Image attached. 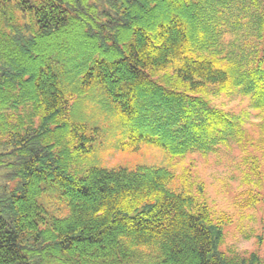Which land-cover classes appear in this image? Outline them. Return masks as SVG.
Here are the masks:
<instances>
[{"label": "trees", "instance_id": "trees-1", "mask_svg": "<svg viewBox=\"0 0 264 264\" xmlns=\"http://www.w3.org/2000/svg\"><path fill=\"white\" fill-rule=\"evenodd\" d=\"M235 95L258 136L250 111L213 100ZM111 120L125 153L236 144L250 186L238 205L255 206L264 0H0V264H264L223 249L233 218L200 199L203 182L107 164Z\"/></svg>", "mask_w": 264, "mask_h": 264}, {"label": "rangeland", "instance_id": "rangeland-1", "mask_svg": "<svg viewBox=\"0 0 264 264\" xmlns=\"http://www.w3.org/2000/svg\"><path fill=\"white\" fill-rule=\"evenodd\" d=\"M214 103L226 110L242 113L248 110L251 127V135L258 136L254 123L260 119L255 111L249 107L246 97L235 95L232 97L219 96L213 99ZM83 111L95 117L96 107L92 101L87 100L82 105ZM110 123V126H109ZM113 120L106 121L102 141V149L105 150L101 158L109 165H124L133 167L138 164L166 166L172 169L178 178L190 176L188 180L203 182L205 184V195L201 200L206 202L219 214H228L233 220L225 226V243L223 249L236 251L238 254L247 255L257 252L264 262V197L253 207L241 208L239 201L245 198L244 191L250 188L245 183V174L249 167L244 163L245 154L236 144L222 146L217 152L208 155L195 152L185 156H170L164 149L156 146L143 145L136 152H120L112 147L116 135L120 133L119 126L112 127ZM115 134V135H114ZM250 151L254 153L253 148ZM264 152L256 151L258 158L262 157L261 173L262 179L258 186L253 187L255 192L264 195ZM254 180H258L253 176ZM190 184V183H188ZM195 184V185H196ZM58 264V263H51Z\"/></svg>", "mask_w": 264, "mask_h": 264}]
</instances>
